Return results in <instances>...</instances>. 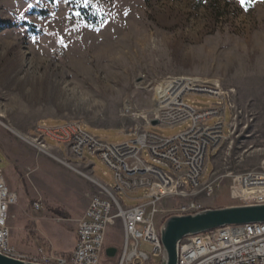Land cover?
<instances>
[{"label":"rangeland","instance_id":"obj_1","mask_svg":"<svg viewBox=\"0 0 264 264\" xmlns=\"http://www.w3.org/2000/svg\"><path fill=\"white\" fill-rule=\"evenodd\" d=\"M81 11L99 18L98 25L88 24ZM1 27L0 170L17 195L8 226L18 251L71 253L77 222L96 192L56 160L63 159L59 146L48 140L53 148L47 156L33 140L76 123L110 145L131 142L128 133L143 124L141 113L153 108L156 88L169 78L217 82L231 94L237 115L229 134L227 109V140L209 153L203 182L219 180L220 189L197 199L205 209L217 199L230 203L227 174L264 171V0H0ZM220 101L184 96L196 111ZM191 125L146 130L171 138ZM85 157L94 164V178L115 188L110 169L96 156ZM119 198L127 207L138 205ZM37 202L43 205L38 212ZM115 232L108 248H120L121 227ZM141 249L152 251L143 242Z\"/></svg>","mask_w":264,"mask_h":264},{"label":"built area","instance_id":"obj_2","mask_svg":"<svg viewBox=\"0 0 264 264\" xmlns=\"http://www.w3.org/2000/svg\"><path fill=\"white\" fill-rule=\"evenodd\" d=\"M188 93L208 95L221 100L210 110L196 111L184 103ZM153 108L142 112L143 124L129 136L133 141L110 145L83 131L81 125L67 123L46 129L33 140L40 153L52 156L48 140L59 146L62 165L74 170L96 189L89 206L77 222L76 242L65 258L39 249L30 254L18 251L11 241L8 226L10 209L17 195L7 187L0 170V254L36 264H101L107 241L121 227V244L114 259L106 264H156L161 262L163 246L160 227L170 216L195 214L205 208L199 197H212L220 189L219 180L203 182L209 153L219 149L225 137L226 111L230 110L229 134L237 115L231 106V94L217 82L191 78H169L155 90ZM215 120L213 125L208 121ZM175 127L192 125L171 138L149 133L152 122ZM98 157L113 173L116 187H109L94 178V164L85 154ZM144 156L148 158L144 159ZM84 166L86 173L79 170ZM225 177V176H224ZM231 200L237 205L264 204V171L229 173L226 175ZM143 192L142 196H139ZM123 194L138 202L127 207L119 198ZM170 203L168 210L163 205ZM40 202L34 204L41 211ZM114 230V232H112ZM111 232V235H110ZM151 245L147 253L141 244ZM178 264H264V224L228 226L183 239L179 246Z\"/></svg>","mask_w":264,"mask_h":264},{"label":"water","instance_id":"obj_3","mask_svg":"<svg viewBox=\"0 0 264 264\" xmlns=\"http://www.w3.org/2000/svg\"><path fill=\"white\" fill-rule=\"evenodd\" d=\"M158 122H152L157 126ZM264 224V204L204 209L195 214L168 217L160 227L163 256L160 264H178L179 246L183 239L228 226ZM117 250L108 248L107 259H114ZM0 264H36L0 254Z\"/></svg>","mask_w":264,"mask_h":264},{"label":"trees","instance_id":"obj_4","mask_svg":"<svg viewBox=\"0 0 264 264\" xmlns=\"http://www.w3.org/2000/svg\"><path fill=\"white\" fill-rule=\"evenodd\" d=\"M61 1H69L72 4H75V2L78 0H61ZM255 1L256 0H250V3H247V2L246 3L249 5H252ZM81 16L88 24L92 25L93 27H96L98 25L99 18L95 17L91 13L86 12V11H81ZM2 24L7 27V23H2ZM1 29L2 27L0 28V30ZM59 256L67 258L70 256V253L69 254H59Z\"/></svg>","mask_w":264,"mask_h":264},{"label":"crops","instance_id":"obj_5","mask_svg":"<svg viewBox=\"0 0 264 264\" xmlns=\"http://www.w3.org/2000/svg\"><path fill=\"white\" fill-rule=\"evenodd\" d=\"M230 203H225L223 202L222 204L219 203V199H217L215 202H214V205L217 204V206L215 207H210L208 209H219V208H226V207H231V206H234V204L232 203L231 199L229 200ZM75 242H76V237L74 235V243H73V246H75Z\"/></svg>","mask_w":264,"mask_h":264},{"label":"snow or ice","instance_id":"obj_6","mask_svg":"<svg viewBox=\"0 0 264 264\" xmlns=\"http://www.w3.org/2000/svg\"><path fill=\"white\" fill-rule=\"evenodd\" d=\"M250 3V0H242V3ZM61 43H62V41H61Z\"/></svg>","mask_w":264,"mask_h":264},{"label":"bare ground","instance_id":"obj_7","mask_svg":"<svg viewBox=\"0 0 264 264\" xmlns=\"http://www.w3.org/2000/svg\"><path fill=\"white\" fill-rule=\"evenodd\" d=\"M115 48V47H114ZM107 49H110V48H107ZM116 49V48H115ZM113 51V50H112ZM104 52V51H103ZM110 52V51H109ZM102 53V52H101ZM113 53V52H112ZM104 54V53H103ZM102 55V54H101ZM116 55V54H115ZM119 56V55H118ZM109 58V57H108Z\"/></svg>","mask_w":264,"mask_h":264}]
</instances>
